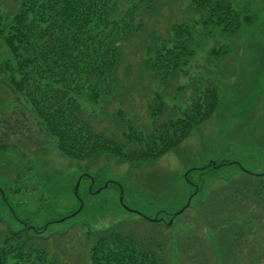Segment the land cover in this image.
Listing matches in <instances>:
<instances>
[{
    "label": "rangeland",
    "instance_id": "obj_1",
    "mask_svg": "<svg viewBox=\"0 0 264 264\" xmlns=\"http://www.w3.org/2000/svg\"><path fill=\"white\" fill-rule=\"evenodd\" d=\"M226 1L240 21L237 28L229 25L233 30L227 32L217 25L203 28L191 0H156L155 10L142 14L144 29L161 38L174 23L195 24L196 52L186 67L187 75L171 81L165 89L170 95L166 97L170 112H177L185 96H191L195 88L203 89L208 80L218 85L219 92L214 113L157 159L129 160L110 152L83 160L69 157L57 148L54 138L39 133L25 100L14 104L6 90L0 89L3 219L14 228L21 227V222L32 226L52 222L50 230L66 231L67 264H85L87 229L112 225L151 238L153 249L160 244L157 252L164 264H264V213L259 215L264 205L240 195L238 199L248 207L236 205L232 212H213L232 218L230 226L237 240L231 246L217 243L218 230L206 212L207 223L201 218L199 208L207 199L222 201L220 196L229 187L235 195L242 181L260 179L247 172L264 173V0ZM13 6L14 0H0V14H9ZM146 35L143 32L138 37ZM220 46L227 50L209 55L211 48ZM139 48L126 46L119 69L126 92L105 107L108 113L120 107L136 127L148 126V89L153 88L146 75L138 81ZM178 84H190L191 88L177 91ZM154 90L163 88L156 85ZM93 108L98 117L104 116L98 120L90 117L93 126L107 136H120L116 131L126 127L99 107ZM222 160L239 163L222 165ZM244 221L248 227L241 228ZM240 230L242 236L237 234Z\"/></svg>",
    "mask_w": 264,
    "mask_h": 264
},
{
    "label": "trees",
    "instance_id": "obj_2",
    "mask_svg": "<svg viewBox=\"0 0 264 264\" xmlns=\"http://www.w3.org/2000/svg\"><path fill=\"white\" fill-rule=\"evenodd\" d=\"M155 3L156 0H14L13 11L0 14V89L6 90L14 104H19L18 99L25 100L39 133L54 138L57 148L69 157L83 160L110 152L136 161L159 158L214 113L219 92L218 85L208 80L203 89L195 88L191 96H185L177 112H170L166 101L170 95L165 89L171 81L187 75L186 67L196 52L195 24L174 23L165 38L153 30L148 33L142 14L153 12ZM191 4L199 13L198 23L205 29L217 25L227 32L240 23L226 0H191ZM143 32L147 35L138 37ZM128 45L140 47L138 81L146 75L153 84L148 89V126L132 125L120 107L113 113L105 110L107 103L126 92L119 69ZM222 50L227 48H211L209 55L216 56ZM125 70L128 75V68ZM156 85L163 90H154ZM178 85L177 91L191 88L190 84ZM93 107L126 127L116 131L120 136H107L93 126L90 117H104H98ZM3 118L0 114V121ZM10 133L15 132L11 129ZM247 173L260 179L242 181L235 195L229 187L220 202L207 199L203 206L199 203L201 218L207 223L203 217L206 212L218 230L217 243L231 246L237 238L233 239L236 233L230 226L232 218L227 220L226 215L219 217L213 212H232L236 205L248 207L238 199L240 195L255 201V205H264V173ZM263 213L264 210L259 215ZM51 223L32 226L21 222V227L14 228L0 211V264H67L66 231L50 230ZM241 225L248 227L246 221ZM237 234L242 236L241 230ZM85 241V264H164L157 252L161 250L159 241L157 249H153L151 238L137 235L132 228H90L85 232Z\"/></svg>",
    "mask_w": 264,
    "mask_h": 264
},
{
    "label": "water",
    "instance_id": "obj_3",
    "mask_svg": "<svg viewBox=\"0 0 264 264\" xmlns=\"http://www.w3.org/2000/svg\"><path fill=\"white\" fill-rule=\"evenodd\" d=\"M188 205H189V202L185 205V207H187ZM183 209H184V208H183ZM183 209H182V210H183ZM182 210H181V211H182ZM181 211H180V212H181ZM170 222H171V221H170ZM169 224H170V223H169Z\"/></svg>",
    "mask_w": 264,
    "mask_h": 264
}]
</instances>
